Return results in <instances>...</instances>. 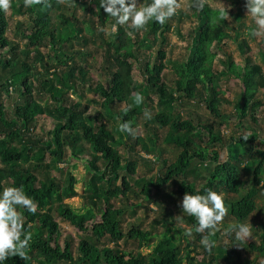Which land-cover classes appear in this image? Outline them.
I'll use <instances>...</instances> for the list:
<instances>
[{
    "label": "trees",
    "instance_id": "16d2710c",
    "mask_svg": "<svg viewBox=\"0 0 264 264\" xmlns=\"http://www.w3.org/2000/svg\"><path fill=\"white\" fill-rule=\"evenodd\" d=\"M15 1L18 5L15 7L17 13L29 17L26 26L18 23L19 34L26 40L27 48L21 56L19 44L7 36V12H0V161L3 163L0 167V189L22 187L25 194L36 202L37 210L29 213L17 207L31 239L24 258L11 256L4 264H185V261L188 264H212L205 257L194 262L191 250L185 249L186 254L184 251L181 253L165 232L161 238L154 237L151 231L144 232L136 228L127 234L123 232L122 217L126 209L114 207L112 201H128L129 193L133 190L130 178L136 173L137 162L127 158L126 163H123V156L117 146L124 144L123 137L117 138L114 129L108 127L107 119H116L119 134L127 135L129 139L133 135L119 129V124L124 121H128L135 131L141 120H144L147 129H150V123L158 124L161 128L169 126L170 132L164 140L180 149L176 160L171 163L162 158V151L157 146L159 135L155 130V137H151L148 142L144 143L137 136L132 145L125 144L126 152L130 155L134 154V146L141 144L147 155L155 157L152 164H160L161 168H165L163 175H156L149 181L160 188L177 180V191L182 197L186 192L205 194L207 189L226 191L237 196V199L227 200L231 216L238 221L248 219L257 209L254 194L255 188L262 181L260 175L264 168V141L263 148L255 150L260 159L254 170V187L243 193L241 191L245 183L240 168L229 161L221 162L219 153L214 150V145L224 142L221 132L216 131L211 123H197L192 115L185 119L181 118V113L173 112L176 103L200 98L213 117L222 119L219 98L222 91L216 89L215 84L225 72H215L214 62L223 48V40L232 38L227 30H235L226 19L227 11L213 9L203 0H192L193 15L198 19V25L191 33L188 58L172 62L176 80L173 82L174 87H170L163 76L168 67L166 47L167 33L171 29L170 18L163 25L150 21L140 30H132L127 25L118 26L113 38L109 39L104 31H99L94 25L95 18L102 26L113 23V19L99 8V0H94L95 9L86 0H46V3L30 7L24 6V0ZM140 2L146 4L150 0ZM79 9L83 11L81 17L78 15ZM178 13L182 15L181 11ZM235 21L237 25L240 23L236 31H241L244 24L240 18ZM83 23L91 25V41L98 38L103 46L101 53L107 74L106 85L102 82H97L95 86L91 84L92 77H89L88 68L77 66L74 56L67 54L66 43L70 40L71 32L75 29L77 34H82L85 30ZM76 39L79 40V37L76 36ZM84 40L88 41L86 38ZM143 46L156 48L151 50L146 60L140 58ZM44 47L51 51L57 65L46 67L48 72L52 67L55 68L52 79H37V87L32 73L34 67L26 60L30 54L35 53L36 60L44 61L41 52ZM259 48L264 60L263 42ZM239 52L244 57V64L235 63L226 54V60L220 59V63L226 66L229 78L237 79L242 85L238 109L240 117H245L249 111L264 106L258 98L264 89V73L262 66L251 59V48L247 40H242ZM69 61L72 64H68ZM134 64L139 68L138 80L133 72ZM86 84L101 98L106 112L90 113L87 111L88 106L81 102L68 104L67 91L70 88L78 90ZM14 88L17 95L12 103L7 104L3 98L4 92ZM35 92L40 96L48 94L50 99L44 103L37 101ZM136 92L143 96L140 104L134 102ZM203 92L205 97L202 96ZM122 104L126 106L119 108ZM47 117L57 118L53 120L52 126L46 127L44 119ZM252 118L257 122L254 116ZM38 129L49 134L48 137L40 135ZM184 132L188 134L180 135ZM203 132L207 135L206 140L203 139ZM254 139L255 134H242L237 140L232 138L231 142L236 141L246 152H251ZM203 142L211 147L205 148ZM237 145L233 151L239 153L241 147ZM87 151L90 153V158L85 162L86 173L89 175L84 188L87 197L85 208L79 210L65 202V199L77 195L76 185L79 180L71 171L65 173L67 176L64 180L52 175L47 180L38 179L36 172L51 168L63 171L58 164L73 166L77 160H81L79 154ZM47 157H51L55 164L46 162ZM147 186L148 183L143 187V194L149 199ZM54 212L79 232H86L88 224L92 223L95 241L82 237L78 244L65 240L62 246L61 228ZM97 212L102 214L101 221L95 220ZM172 218L173 214L163 212L159 222L166 224L172 222ZM186 220L195 230V218L186 216ZM203 235L200 233L201 237ZM261 236L260 246L251 243L249 248L264 255V233ZM104 238L111 240L115 246L99 247L98 243ZM131 239L146 242L152 247V255L145 257L141 253L122 249L120 242ZM213 249L207 251L212 252ZM218 249L220 252L217 260L240 264L238 253L223 246Z\"/></svg>",
    "mask_w": 264,
    "mask_h": 264
},
{
    "label": "rangeland",
    "instance_id": "374dc122",
    "mask_svg": "<svg viewBox=\"0 0 264 264\" xmlns=\"http://www.w3.org/2000/svg\"><path fill=\"white\" fill-rule=\"evenodd\" d=\"M90 7L95 9L94 0H86ZM213 9L226 10V19L229 24L235 28V30H227L232 36L226 38L222 42V50L218 53V58L214 62L215 72H225L219 76V81L215 84L216 89H220L222 93L219 98L221 99V113L222 119H216L207 109L206 104L199 99H194L189 102L187 99L183 103H176L173 112L175 114L181 113V118H189L190 115L196 119L198 122L211 123L214 125L216 131H220L223 135L224 142L221 144L214 145V150L219 153V159L221 162L229 161L236 164L240 168V175L245 187L241 192H247L250 188L254 187V170L258 164L260 157L256 154L255 150H261L263 148L264 141V106L258 108L256 111H249L247 116L240 117V111L238 109V99L240 96V90L242 85L237 79H230L229 72L225 69L226 66L220 63L221 60H226L225 54L230 55L232 60L237 64H244V57H241L239 52V46L242 43V40H247L249 47L251 48V59L253 62L262 66L264 73V60L262 59L261 54L259 53V44L263 42L264 46V29H257L251 16H247V9L245 7V0H203ZM141 3V2H140ZM180 7L177 10V13L170 17V32L167 33L168 45L166 47L167 52V68L165 69L163 76L165 81L170 87H174L173 82L176 80L175 67L172 62H181L185 61L190 53L189 44L191 39V33L198 25V19L193 15V5L192 0H178ZM17 2L15 0H10V7L7 11V17L9 21V28L7 31V36L10 40L15 41L19 44L20 54L22 56V51L27 48L26 40H24L19 34L18 23L21 22L26 26L28 16H22L17 13L15 7H17ZM181 11L182 15L179 16L178 12ZM79 17L82 16L83 11L78 10ZM240 18L244 28L241 31L238 30L237 26L240 23H236L235 19ZM80 25V23H79ZM95 27L100 31L104 29L105 36L109 39L113 38V33L111 31V23H108L105 26H102L98 19L95 18L94 21ZM85 28L82 34H77L75 29L71 32L70 40L66 43L67 54L74 56L75 61H77V66L86 67L89 70V77H92L91 84L95 86L97 82H102L105 85L107 84V74L106 70L103 68L104 60L102 58L101 48L103 47L100 39L93 38V30L89 23H83ZM107 32V34H106ZM237 33V34H236ZM76 36L79 37V40L76 39ZM235 36V38H234ZM86 38L88 41H85ZM154 46L141 48L140 58L146 60L147 55L151 53V50H155ZM43 54L44 61L36 60L35 53L30 54L26 62L33 66L34 69L32 73L35 75L36 81L35 85L39 87V82L37 79L48 80L52 79V72L55 68H51L50 72L46 67L52 65H57V61L52 57L51 51L48 47L41 49ZM24 58V56H23ZM68 64H72L70 61ZM143 65V64H142ZM141 65V66H142ZM137 64H134V75L136 79H140V72ZM64 70L65 68H62ZM61 70V71H62ZM55 85L60 87V85L54 81ZM90 84V83H89ZM89 84H86L80 87L78 90L75 88H70L68 92L69 102H81L83 105L88 106V112H106V109L103 108L101 98L90 90ZM67 89V88H66ZM13 90V91H12ZM9 91V90H8ZM12 92V93H11ZM10 94V95H7ZM17 90L11 89L9 92H4V100L7 104L13 102V98L17 95ZM37 101L45 102L46 99H50L48 94L39 95V93H34ZM202 96L205 97V93H202ZM258 98L264 103V89L260 91ZM125 104L119 106V108L125 107ZM254 116L257 119L255 122L252 118ZM54 117V116H53ZM57 118L47 117L44 119L46 127L52 126L53 120ZM108 127L114 129L115 135L117 138L119 136L123 137L124 144H118V148L123 156V163H126L128 160H136L137 167L136 173L130 178L132 183V192L129 193L128 201L123 200H113L112 204L114 207L125 208L126 212L122 217V228L123 232L127 234L131 229L136 228L144 232L151 231L153 236L158 238L162 237V234L165 232L172 239V244L177 246L181 253L186 254V250H191V256L195 261H200L202 258H206L209 261H212V264H228L227 260L216 259L217 254L220 252L218 248L223 246L229 250H232L238 253L241 257L240 264H264V255L255 249L249 248L250 244L253 243L256 246H260V241L262 239V234L264 233V168L261 172L260 177L262 181L258 187L255 188L254 199L257 204L256 211L246 220L238 221L231 216L230 213V204L229 200L237 199V196H233L230 193H227L223 190H218V193L221 194L222 199L227 201L224 203L227 208V213L223 220L220 222L218 227L215 229L213 234L208 236L210 240L215 241L214 249L212 252H208L207 249L201 243L202 237L200 233H197L192 229V224L186 220V215L183 216V223L178 224L176 215L181 214V208L179 206V201L182 200V196L177 191L178 181L174 180L169 182V184L163 185L158 188L153 182H150L149 179L155 178L156 175H163L165 168H161L160 164L155 166L152 162L155 160L153 155H147L144 151L141 144L134 146V154H128L126 152L125 144H133L135 137L139 136L143 142H148L151 137L154 136V130L159 135L158 148L162 151V158H165L168 163L176 160L180 149L175 147L173 144L167 143L164 138L167 137L166 134L170 132L169 126L161 128L158 124L150 123V129L144 127V120L140 121V125L137 126L135 135L131 139L127 135L119 134L117 130V120L113 118L107 119ZM195 123V121H194ZM40 135L47 136L49 134L42 133L38 129ZM193 132H190V134ZM204 133V132H203ZM188 134V132L180 133ZM203 139L206 140L207 135L204 133ZM242 134L256 135V139L251 142V146L254 147L251 152L243 149L239 144L237 145L236 141L231 142L232 138L236 140ZM46 137V138H47ZM237 145L240 146V152L236 153L234 148ZM202 146L205 148H210L211 146L203 142ZM68 154H70L68 152ZM81 160H77L75 165L67 167V164L60 163L59 167L63 168V171L59 169L51 168L50 170L46 169L42 172H36L38 179L47 180V177L50 175L56 177L57 179L64 180L66 178V172L71 171L72 175L76 176L79 182L76 185L77 195L65 199V202L71 204L75 209L85 208L86 197L84 195V188L86 179L89 175L86 173L85 162L90 158V153L79 154ZM139 155V156H138ZM46 162L51 165L55 164V161L51 157L46 158ZM54 162V164H52ZM3 166V163L0 161V167ZM103 168V164H100ZM191 178V175H190ZM148 183L146 187V192L149 194V199L143 194L144 186ZM163 212H169L173 214V221L164 224V222H159V218L162 216ZM56 220L59 222L62 241L61 245L64 246L65 240H72L74 243L78 244L80 238L85 237L88 240L95 241L94 235L92 234V223L88 224V230L86 232H79L78 229L70 224L67 221H64L57 212H54ZM167 219H170L169 216H166ZM96 221L102 220V214L97 212L95 218ZM238 224H246L249 228L248 234L242 235L240 239H237L235 233L232 231V228ZM192 229V234L190 237L185 236V229ZM207 235V233H203ZM188 244L190 246L188 247ZM121 248L129 252L141 253L145 257L152 255V247H149L146 242H140L138 240H122L120 242ZM99 247H114V243L107 238L101 240L98 243ZM186 249V250H185ZM223 249V248H222ZM76 256L78 253L76 252ZM215 257V258H214ZM233 257H236L233 255ZM215 259V260H214ZM185 264H188L185 261Z\"/></svg>",
    "mask_w": 264,
    "mask_h": 264
},
{
    "label": "clouds",
    "instance_id": "9594fccd",
    "mask_svg": "<svg viewBox=\"0 0 264 264\" xmlns=\"http://www.w3.org/2000/svg\"><path fill=\"white\" fill-rule=\"evenodd\" d=\"M43 3H46V0H24L25 7ZM9 7L10 0H0V12H7ZM179 7L178 0H150L146 4L140 3V0H99V8L113 19L112 32H115L118 26L125 25L132 30H140L150 21L163 25L177 13ZM245 7L247 16H251L257 29H264V0H245ZM142 101V94L136 92L134 102L140 104ZM119 129L129 135L136 134L128 121L120 123ZM18 206L29 213H35L37 210L36 202L25 194L22 187L9 186L0 189V264H4L11 256L24 258L25 249L31 239L30 233L24 228L21 214L17 211ZM179 206L181 214L176 215L177 223H183L184 215L194 217L195 231L207 233L202 237L201 243L206 249L214 247L215 241L210 240L208 236L213 234L227 213L221 194L212 189H207L205 194L186 192L179 201ZM232 231L236 238L240 239L242 235L248 234L249 228L246 224H238ZM184 234L190 237L192 229H185Z\"/></svg>",
    "mask_w": 264,
    "mask_h": 264
}]
</instances>
